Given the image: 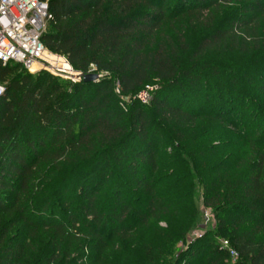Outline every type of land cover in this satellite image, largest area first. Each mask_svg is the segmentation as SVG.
I'll return each mask as SVG.
<instances>
[{
  "label": "trees",
  "instance_id": "16d2710c",
  "mask_svg": "<svg viewBox=\"0 0 264 264\" xmlns=\"http://www.w3.org/2000/svg\"><path fill=\"white\" fill-rule=\"evenodd\" d=\"M40 1L46 50L104 76L70 84L0 64V264H110L112 241L120 264H264V102L249 92L264 94V0ZM212 50L250 56L199 62ZM203 118H237L244 144L183 175L188 157L237 145L190 136ZM196 183L215 231L172 262L198 217Z\"/></svg>",
  "mask_w": 264,
  "mask_h": 264
},
{
  "label": "built area",
  "instance_id": "2783aa9c",
  "mask_svg": "<svg viewBox=\"0 0 264 264\" xmlns=\"http://www.w3.org/2000/svg\"><path fill=\"white\" fill-rule=\"evenodd\" d=\"M50 19L47 1L0 0V64H19L30 73L44 69L74 83L81 81L85 74L95 73L92 66L89 72L77 71L75 75V69L66 58L46 50L41 37ZM48 55L58 58L55 64L47 60ZM34 65L37 68L32 70ZM99 75L101 78L102 74ZM154 90V87L148 86L136 98L142 104H148ZM4 93L5 87L0 84V99ZM221 244L228 251L231 261L235 262L237 253L229 248L228 242L221 241Z\"/></svg>",
  "mask_w": 264,
  "mask_h": 264
},
{
  "label": "rangeland",
  "instance_id": "374dc122",
  "mask_svg": "<svg viewBox=\"0 0 264 264\" xmlns=\"http://www.w3.org/2000/svg\"><path fill=\"white\" fill-rule=\"evenodd\" d=\"M190 23L189 20L186 21V23H184V27L183 25L179 26V28L184 29L182 31V33H185V35L188 37L193 36L194 30L189 29L188 28V24ZM173 24V23H172ZM179 25V24H178ZM172 27H175V25H171ZM261 26L264 27V21L261 22ZM178 26H176L175 28H177ZM176 38V37H175ZM53 54V53H52ZM52 56V55H50ZM250 54H242L240 55L239 53H237L236 50H232L230 52H226V53H221L219 51H210L207 54H205L202 58L199 59L200 61H204V60H210L211 62H230L232 64L235 63H244L246 58H249ZM180 60L182 65H186V63H188V58L187 55H180ZM75 75L78 74V72L76 70H74ZM30 73V72H29ZM38 73H46L49 74L53 77L59 78L61 80H64L66 82H69L70 84H74V81L72 80H65L62 79L59 76H56L52 73H50L47 70H39L36 73H31L33 75L38 74ZM103 74L101 79L103 78ZM155 91V90H154ZM251 97H253V99L255 101H263L264 102V94H261L258 90H253L251 89ZM263 114H264V105H263ZM239 115H237L238 117ZM236 119H227L226 121H216L213 119H202L199 120L196 125H194V127H190L188 129H186L190 136L193 135L196 139H199V143L202 144V139L206 140L205 137H209L211 136L212 138H214L210 143V145L214 144V142L217 141H222V142H226V144H237L234 145L233 147H229L227 148L225 151H220L216 154H204V155H200V154H195L194 156L188 157V161L190 163L189 166H182L181 171L183 175H190L191 173V168H197L199 166H201V161L204 160L206 166H210L212 164H214L215 162H217L218 160H220L222 157H224L228 152L238 149L241 147V144H244V140L242 139V136L239 135V133L235 132L231 127L229 121H235ZM264 127V125H262ZM187 132V134H188ZM217 140V141H216ZM198 143V142H197ZM160 151L164 152V150L166 149V153L167 155H170L171 152V148L169 147H162L160 146ZM187 187V186H186ZM188 188V187H187ZM196 190H193L195 197L193 200V207L195 209V211L197 212V219H196V223L193 226L194 228L191 230V232L186 236V238L184 239V241H179L176 242L174 244V250L172 252V257L170 258V260L172 262H176L178 260H180L184 254H186V252L188 251L189 247L191 246L192 243H194L196 240H202L203 238L207 239L209 238L211 234L214 233L215 231V226H216V217L215 214L213 213L212 210L206 208L203 205V201H202V189L199 186V184L196 183ZM185 217V216H184ZM166 225L164 223H160V227H165ZM147 237L146 233H140L137 237H135V240H144ZM212 239L210 238V241ZM128 240L126 239L123 244H126ZM117 241H112L110 242V244L107 246L108 248L104 251V255H106V257L108 258V262H110V264H120L124 261L125 257H126V250L124 247H121L119 249L116 248V246L118 245ZM216 244H218L220 247H222L221 241L219 239L216 240ZM197 251V250H196ZM197 260V258L195 259V261ZM200 259H198L197 262H199Z\"/></svg>",
  "mask_w": 264,
  "mask_h": 264
},
{
  "label": "water",
  "instance_id": "95a60500",
  "mask_svg": "<svg viewBox=\"0 0 264 264\" xmlns=\"http://www.w3.org/2000/svg\"><path fill=\"white\" fill-rule=\"evenodd\" d=\"M99 79H100V75L97 73L85 74L82 77V81L85 83L98 82Z\"/></svg>",
  "mask_w": 264,
  "mask_h": 264
},
{
  "label": "bare ground",
  "instance_id": "6f19581e",
  "mask_svg": "<svg viewBox=\"0 0 264 264\" xmlns=\"http://www.w3.org/2000/svg\"><path fill=\"white\" fill-rule=\"evenodd\" d=\"M46 58H47V60H48L50 63H53V64H55V60H57L56 57H54V56H50V55L46 56ZM36 66H37V65H34V66L32 67V70H35V69L37 68Z\"/></svg>",
  "mask_w": 264,
  "mask_h": 264
}]
</instances>
